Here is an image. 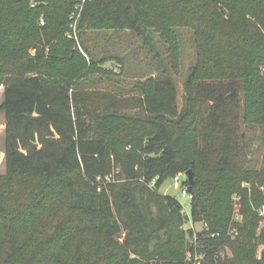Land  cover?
Wrapping results in <instances>:
<instances>
[{"label": "trees", "instance_id": "16d2710c", "mask_svg": "<svg viewBox=\"0 0 264 264\" xmlns=\"http://www.w3.org/2000/svg\"><path fill=\"white\" fill-rule=\"evenodd\" d=\"M29 1L0 0V85L5 96L0 110L6 116L7 165V175L0 176V231L8 232L0 245V264L60 261L62 232L37 251L42 232L35 230L23 240L21 231L55 220L61 207L74 215L78 228L99 225L100 246L106 249L102 257L79 252L69 257L73 264H126L132 253L164 258L162 264H183L185 233L178 226L190 215L194 221L205 219L209 232L218 233L205 240L206 264H264V250L261 258L257 254L259 218L252 210L233 240L234 256L217 254L229 241L231 197L244 179L251 180L243 171L249 147L245 125L264 123V0L85 4L81 34L85 28H128L152 44L151 27L163 30L173 10L179 17L174 23L195 28L199 44L208 49L188 77L182 110L171 80L151 81L140 98L148 116L125 124L124 139L132 147L120 153L122 167L109 179L104 177L115 114L105 110L116 104L109 105L111 99L100 92L74 87V78L88 64L82 54H71L72 40L66 36L76 0H47L35 7ZM31 47H37L35 55ZM189 169L194 172L190 215L175 196L159 192L167 178ZM38 178L45 183L29 184ZM254 196L257 203L264 199L257 185Z\"/></svg>", "mask_w": 264, "mask_h": 264}, {"label": "rangeland", "instance_id": "374dc122", "mask_svg": "<svg viewBox=\"0 0 264 264\" xmlns=\"http://www.w3.org/2000/svg\"><path fill=\"white\" fill-rule=\"evenodd\" d=\"M43 1L47 4V0H30L29 2L32 7H35L33 3L39 5ZM78 1L76 0L75 6ZM171 12V18L169 22H166L167 26L163 30L151 27L152 44L146 43L141 36L128 28H85L83 34H81L80 29L75 30L72 27L73 20L70 17L72 12L70 13L69 30L66 32V36L72 40L71 54L72 52L80 53L88 60L84 72L74 78V87L84 92H100L107 99H111L109 105L116 104L111 109L105 110L108 114L114 113L115 118L112 119L109 125L111 130L107 148L108 170L104 179L112 178L121 169L120 153L124 149L132 147L124 139V135L127 133L125 124L130 122L129 120L132 117L145 118L148 116L144 112L140 98L153 79L171 80L178 90L180 110L186 105L188 77L194 71L198 60L208 49L199 44L195 28L186 24H175L174 22H177L179 17L173 10ZM41 18H44V16ZM41 18L40 25H44L41 23ZM29 52L35 55L37 47H31ZM49 52V47H47V55ZM4 100V86L0 85V107ZM100 108L104 110L105 107L101 105ZM5 117V112L0 110V176L7 175ZM245 131L249 147L247 148V158L244 163L245 170L243 171L244 175H251V180L244 179L241 183V190L234 192L231 197L233 215L225 233V237L229 241L221 245L217 251V254L222 258H232L234 256L233 240L241 233L239 227L244 222L245 213L250 214L251 210L259 218L257 229V235L259 236L257 254L259 258H261L264 250V235L262 234L264 230V199L257 203V198L254 196V185H257L264 195V123L245 125ZM178 173L167 178L159 192L175 196L183 203L184 214L187 212L190 215L191 194L183 195L182 193L186 187H189L188 177L187 175L178 177ZM28 182L36 187L45 183V178L30 179ZM17 186L24 190L23 183L17 181ZM54 194L58 198H64L58 190ZM237 196L239 199L236 200ZM59 208L60 206H57V209ZM237 214H239L238 219L235 216ZM56 217L53 221L49 219L45 222L38 221L29 225L21 231L22 239L26 240L35 230H39L44 237L35 250L41 251L45 246V241L62 232L63 236L60 243L64 246L65 251L56 264H73L69 257L75 258L77 253L82 251L95 253V257L106 256V249L100 246L101 232L98 231L99 225H96L98 227L94 229L88 227L89 225L86 226V229L81 226V228H78L79 226L74 224V215L62 209V207L58 210ZM178 228L185 233L183 264H194L197 259H200L201 264H206L207 254L205 248L207 243L205 240L214 237L218 233H210L205 219L194 221L191 215ZM189 229L194 231L193 235L190 234ZM67 232L74 233L67 237ZM196 236L198 239H196ZM123 237L124 233L117 237L118 241L122 242ZM7 238L8 232L6 229H2L0 231V245L6 242ZM195 241L202 243L204 248L196 250ZM176 245L177 243H175ZM99 247H101V254H97ZM164 260L161 257L148 258L132 253L126 264H162ZM55 261H53V264Z\"/></svg>", "mask_w": 264, "mask_h": 264}, {"label": "built area", "instance_id": "2783aa9c", "mask_svg": "<svg viewBox=\"0 0 264 264\" xmlns=\"http://www.w3.org/2000/svg\"><path fill=\"white\" fill-rule=\"evenodd\" d=\"M88 1H92V0H79L78 1V4L75 6L74 10L72 11V14H71V19L73 20V24H72V27L77 30L78 26H79V19L81 17V14H82V11L84 9V6L85 4L88 2ZM37 3H33V6H36ZM41 23L44 24L45 23V20L44 18H41ZM186 176V172H179L178 173V177L179 176ZM177 177V178H178ZM183 195H188L190 194L189 191H188V187H186L184 190H183ZM239 199V197L237 196L236 197V200ZM183 204V203H182ZM184 206V205H183ZM189 206V204H188ZM237 217V219L239 218V214L235 215ZM236 233H237V230H236ZM215 235V234H214ZM196 239H198V237L196 236ZM196 243V250L198 249H203L204 248V245L202 243H199V241H195ZM194 244V242H193ZM194 264H201V261L200 259H197V261H194Z\"/></svg>", "mask_w": 264, "mask_h": 264}, {"label": "water", "instance_id": "95a60500", "mask_svg": "<svg viewBox=\"0 0 264 264\" xmlns=\"http://www.w3.org/2000/svg\"><path fill=\"white\" fill-rule=\"evenodd\" d=\"M186 175H187V177H188V179L190 181V185L188 187V191H189V193H191V191H192V184L194 182V172H193V170L192 169L187 170L186 171Z\"/></svg>", "mask_w": 264, "mask_h": 264}, {"label": "crops", "instance_id": "0c3cea01", "mask_svg": "<svg viewBox=\"0 0 264 264\" xmlns=\"http://www.w3.org/2000/svg\"><path fill=\"white\" fill-rule=\"evenodd\" d=\"M5 141H6V117H5Z\"/></svg>", "mask_w": 264, "mask_h": 264}]
</instances>
